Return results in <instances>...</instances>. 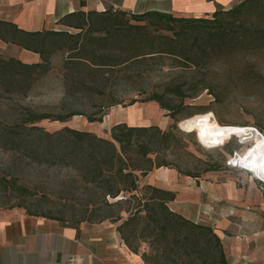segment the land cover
<instances>
[{
  "label": "trees",
  "instance_id": "trees-1",
  "mask_svg": "<svg viewBox=\"0 0 264 264\" xmlns=\"http://www.w3.org/2000/svg\"><path fill=\"white\" fill-rule=\"evenodd\" d=\"M86 5V0H80ZM134 20L136 23H131ZM59 24L68 29L26 31L0 20V40L39 54L40 61L27 63L0 52V97L23 99L36 82L51 70L49 47L67 52L63 63L65 100L73 95L87 96L93 111H40L17 104L11 118H0V147L15 157L41 166L71 168L77 172L81 188L88 193L87 212L102 213L97 221L117 222L118 231L128 248L142 253L145 264H228L223 242L215 229L195 223L170 207L176 193L143 183L156 168L173 167L184 172L170 159L178 149L186 151L178 131L177 115L203 90L216 94L204 82L187 87L188 82H169L161 92L153 91L137 102H157L173 120L168 128L118 122L109 138L71 126L51 132L43 120L68 122L84 115L89 122H102L107 110L122 102L107 98L120 80L144 77L143 68L153 71L170 60L172 68L208 69L215 61L232 56L264 51V0H239L231 7L218 8L210 17H181L160 11L143 14L120 10H76ZM217 95V94H216ZM217 97V96H216ZM128 106V105H126ZM224 165L210 164L205 170L218 171ZM8 189L19 197L31 191L16 176L7 181ZM31 215L47 216L26 207ZM145 251H141L142 246Z\"/></svg>",
  "mask_w": 264,
  "mask_h": 264
},
{
  "label": "crops",
  "instance_id": "crops-1",
  "mask_svg": "<svg viewBox=\"0 0 264 264\" xmlns=\"http://www.w3.org/2000/svg\"><path fill=\"white\" fill-rule=\"evenodd\" d=\"M239 0H0V20L26 31L56 30L59 21L76 10L148 11L181 17H210L218 8ZM13 50L27 63L37 53L0 40V52ZM143 183L176 193L170 207L195 223L215 229L228 264H264V194L250 172L223 166L197 176L160 167ZM117 222H68L31 215L25 208L0 207V264H145L131 251Z\"/></svg>",
  "mask_w": 264,
  "mask_h": 264
},
{
  "label": "rangeland",
  "instance_id": "rangeland-1",
  "mask_svg": "<svg viewBox=\"0 0 264 264\" xmlns=\"http://www.w3.org/2000/svg\"><path fill=\"white\" fill-rule=\"evenodd\" d=\"M131 23H136L130 20ZM58 29H75L56 26ZM50 67L48 74L40 78L32 92L23 99H6L0 97V118H11L13 107L17 104L30 106L40 111L59 112L65 110H85L91 112L90 99L87 96L73 95L65 100L63 81V63L67 52L58 47H49ZM14 51H5L8 57ZM170 60L159 69L153 71L143 68L141 79L120 80L112 87L107 98L94 97L99 103H107L109 96H114L122 103L110 107L102 122H89L84 115L73 116L68 122L43 120L39 123L48 131L54 132L64 126L96 133L105 138L110 137L111 128L118 122L133 125H157L168 128L173 120L157 102H137L129 105L132 99L140 100L153 91L161 92L169 82H188L187 87L197 82L210 84L216 94L203 90L198 96L186 99L187 107L177 115L180 119L178 131L182 136L186 151L178 149L171 154L172 162L184 171L203 173L210 164L227 165L228 159L236 150L242 154L253 143L246 136L232 135L224 142L203 144L196 132L181 129L180 122L186 118L212 112L222 125H238L245 128H258L264 132V51L232 56L227 61L219 60L208 69L193 70L187 67H170ZM217 96V97H216ZM128 105V106H126ZM244 143H241V142ZM238 169V168H236ZM16 176L19 183L31 191L27 197H19L16 192L8 189L7 181ZM77 172L71 168L41 166L15 157L0 147V207L11 208L23 203L29 209L47 216L58 217L68 222L80 220L97 221L102 213L87 212L85 203L88 193L77 182Z\"/></svg>",
  "mask_w": 264,
  "mask_h": 264
},
{
  "label": "bare ground",
  "instance_id": "bare-ground-1",
  "mask_svg": "<svg viewBox=\"0 0 264 264\" xmlns=\"http://www.w3.org/2000/svg\"><path fill=\"white\" fill-rule=\"evenodd\" d=\"M180 127L186 132H196L203 144H216L224 142L232 135L251 138L250 147L236 158L242 166L264 176V138L258 137L251 128L238 125H222L212 112L186 118L180 122Z\"/></svg>",
  "mask_w": 264,
  "mask_h": 264
},
{
  "label": "built area",
  "instance_id": "built-area-1",
  "mask_svg": "<svg viewBox=\"0 0 264 264\" xmlns=\"http://www.w3.org/2000/svg\"><path fill=\"white\" fill-rule=\"evenodd\" d=\"M250 132H254L258 137L264 138V132L262 130L258 129V128H254L253 127V128H251ZM249 139H251V138H246L245 137L244 140H249ZM241 143H244V142L242 141ZM239 154L240 153L235 150L233 152V155L228 159L227 165L229 167H232V168H238V169H242V170H245L247 172H250L257 180H259V182H260V187L259 188H260L261 192L264 194V176H260L257 173L249 170L247 167L242 166L241 163L238 162L237 159H236V158L240 157ZM145 250H146V246L144 245V246L141 247V251H145Z\"/></svg>",
  "mask_w": 264,
  "mask_h": 264
}]
</instances>
